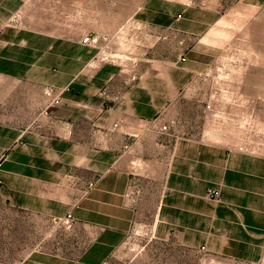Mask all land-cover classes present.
I'll list each match as a JSON object with an SVG mask.
<instances>
[{"label": "crops", "instance_id": "0c3cea01", "mask_svg": "<svg viewBox=\"0 0 264 264\" xmlns=\"http://www.w3.org/2000/svg\"><path fill=\"white\" fill-rule=\"evenodd\" d=\"M42 2L0 0V205L65 231L16 264H107L137 225L181 249L264 263V154L200 136L196 72L170 50L199 39L196 20L135 13L115 35L132 45L141 26L148 43L103 60L81 39L24 26ZM257 83L262 107L264 70ZM48 87L66 91L45 111Z\"/></svg>", "mask_w": 264, "mask_h": 264}, {"label": "rangeland", "instance_id": "374dc122", "mask_svg": "<svg viewBox=\"0 0 264 264\" xmlns=\"http://www.w3.org/2000/svg\"><path fill=\"white\" fill-rule=\"evenodd\" d=\"M59 1L29 4L28 13L40 12L42 16L23 19L24 26L67 39L82 40L87 35L97 38L100 59L108 54L124 60L125 56L113 51L120 46L125 50L138 47L137 53H141V44L148 43L150 34L145 28H130L128 38L134 39L132 45L131 40L123 43L115 35L122 25L138 23L130 21L135 13L168 11L178 18L196 20L199 39L190 36L182 41L184 44H178L177 39L170 50L173 55L185 57L184 63H190L196 72L195 91L203 106L197 119L200 136L234 144L243 142L233 149L264 154V92L261 107L257 83L260 71L264 70L260 66L264 60V0ZM162 46L159 52L166 57L167 49ZM249 79L252 83H247ZM249 89L251 100L245 92ZM212 100L219 103V111L212 109ZM151 230L133 227L107 264H239L157 241ZM64 231L59 222L0 205V261L19 263L46 237H58Z\"/></svg>", "mask_w": 264, "mask_h": 264}, {"label": "built area", "instance_id": "2783aa9c", "mask_svg": "<svg viewBox=\"0 0 264 264\" xmlns=\"http://www.w3.org/2000/svg\"><path fill=\"white\" fill-rule=\"evenodd\" d=\"M97 41H98L97 38H94V37H91L88 35L82 39V43L85 45L96 46ZM101 59L113 60L115 58L113 56L110 57V55L107 54L104 57H102ZM115 60H117V59H115ZM115 60H113V61H115ZM185 61H186V58L181 57V62H185ZM65 91H66V89H58V88H53V87L46 88L45 95L48 99V102H47V105L45 107V111H48L53 106L60 105L62 103V97H63V94L65 93ZM161 131L162 132L168 131V127L167 126L162 127ZM242 152L246 153L245 150H242ZM92 186H93V184H92ZM215 194H216V192L214 190L211 189L209 191V196L212 197Z\"/></svg>", "mask_w": 264, "mask_h": 264}]
</instances>
